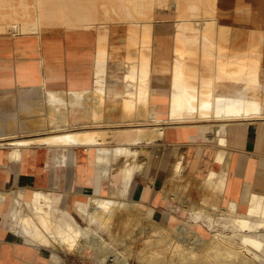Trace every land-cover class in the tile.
Returning <instances> with one entry per match:
<instances>
[{"label":"bare ground","instance_id":"6f19581e","mask_svg":"<svg viewBox=\"0 0 264 264\" xmlns=\"http://www.w3.org/2000/svg\"><path fill=\"white\" fill-rule=\"evenodd\" d=\"M16 1L0 0V55L7 47L4 42L10 40L32 37L39 40L58 31H91L96 35L93 89L88 93L48 90L45 98L51 109L58 105L71 106L73 99L82 102L91 93L93 105L96 104L92 117L98 124L103 121L100 117L106 99L114 96L117 100L112 104L121 115L118 119L130 118V122L141 117L138 119L141 122H155V125L135 126L123 132L116 129L108 138L105 134L70 131L33 138H10L12 140L5 143L0 141L1 146L12 147L9 151L12 161H19L20 149L24 146L86 145L95 147L97 165L116 168L106 173L110 184L108 190L99 188L90 197V205L77 206L73 213L59 209L54 205L53 197L41 191H36L30 201L13 193L16 205L11 210L8 227L26 242L51 255L54 264L65 263L69 255H77L79 262L89 260L92 264H105L108 257L114 258V264H129L128 256L133 254L138 264H264L263 196H249L244 210L236 203H229L222 209L217 200L208 202V206L196 203L195 207L189 203L192 206L186 207L188 215L179 218L176 226L165 220H149L137 202L127 199L137 162H142L138 168L143 171L150 161L151 155L144 145L157 140L162 142L166 126L232 118L264 122V26L256 33L259 36L258 43L253 46L256 55L243 56L242 52L238 57L239 54H231V45L227 44L231 40L229 34L218 29L223 19H231L235 12L244 14L246 11L244 7L232 6L237 0H227L230 5L227 15L217 10L218 4L225 6L218 0H18L14 3ZM252 4L249 7L253 11L252 19L264 23V0H252ZM170 13L174 27L171 88L168 89L166 119L158 121L154 108H148L153 93L150 88L152 46L156 26ZM197 22L200 24L194 25ZM211 24L216 27L212 30L204 28ZM115 39L123 42V54H115ZM118 85L122 86L120 93L114 91ZM110 88L112 93H109ZM227 126L225 123L210 125L212 141L220 139L226 143ZM108 140L113 145L108 146L111 143ZM183 153V150L176 152L168 170V182L176 180L177 191L183 186L184 190L187 188L183 180L188 182L184 175ZM223 178L224 172L210 171L197 190L215 193L222 189ZM177 191L175 198L180 196ZM210 194L208 200L203 197L206 202L212 197ZM6 196L0 193V200H5ZM142 221L150 224L143 226ZM131 227L137 229L134 235L129 231ZM142 235H147L143 248L150 253L153 251L149 255L131 247ZM168 244L175 247L169 251L171 255L163 256L160 247ZM177 245H183L184 250L179 251ZM175 248L182 255L175 257L178 255ZM165 249L164 253L167 252ZM196 255L198 260L194 259Z\"/></svg>","mask_w":264,"mask_h":264},{"label":"crops","instance_id":"0c3cea01","mask_svg":"<svg viewBox=\"0 0 264 264\" xmlns=\"http://www.w3.org/2000/svg\"><path fill=\"white\" fill-rule=\"evenodd\" d=\"M158 26L159 23L154 31L152 46L150 88L153 93L148 108H154L156 120L161 121L166 119V106L170 97L168 89L171 88L173 44L172 36L166 32L157 33ZM58 33H54L56 36L53 33L52 36L44 35L39 40L32 37L4 42L7 47L3 50L4 54L0 55L1 142L70 131L105 134L108 138L116 129L123 132L135 126L155 125V122H141L138 120L141 117L130 122V118L118 119L121 115L116 105L112 104L117 100L114 96L106 99L100 117L103 121L98 124L92 117L96 104L93 105L91 93L88 95L89 100L85 98L82 102H75L73 99L71 106L58 105L56 109H51L46 101L48 90L88 93L93 89L95 77L93 59L96 35L91 31ZM114 43L123 44L121 41ZM30 47L33 50L30 51ZM114 52L117 55L123 54L122 45H116ZM114 91L120 93L122 86L118 85ZM215 123L228 124L226 143L220 142V139L212 141L213 134L209 126ZM263 125L264 122L256 119L247 121L232 118L166 126L162 142L157 140L142 144L151 155L150 161L143 171L138 168L142 162H137V172L130 183L127 199L137 202L149 220H165L169 223L186 217V207L188 209L192 202L178 203L174 194L176 185L168 184L171 161L176 152L183 150L186 168L184 175L190 178L192 186L198 187V182L207 178L210 171L224 172L223 183L220 185L222 189L216 193L217 204L224 209L229 203H236L244 210L249 196L264 197ZM51 126L57 129L51 130ZM107 142H111L108 146L113 145L111 140ZM142 145L137 146L140 148ZM2 146L0 193L7 196L5 200H0V264H54L51 255L48 256L43 249L26 242L8 227L11 210L16 205L14 195L30 201L36 191H41L53 197L54 205L59 209L73 213L77 206L90 205V197L99 188L108 190L110 184L106 173L116 168L97 165L94 146H24L20 149L19 161L10 159L11 146ZM74 257L69 255L65 263L60 264L76 262L73 261Z\"/></svg>","mask_w":264,"mask_h":264},{"label":"rangeland","instance_id":"374dc122","mask_svg":"<svg viewBox=\"0 0 264 264\" xmlns=\"http://www.w3.org/2000/svg\"><path fill=\"white\" fill-rule=\"evenodd\" d=\"M18 1V0H17ZM17 1L16 2H14V3H17ZM29 1V0H28ZM214 1V0H213ZM219 1V3L220 4H224L225 6H220L219 4L217 5V10L219 11H224L225 13H224V15H227V11L226 10H228V8L230 7V5H229V3H227V0H218ZM221 1H223V2H221ZM231 1H234V0H231ZM246 1V2H245ZM26 2H27V0H26ZM239 2V3H238ZM248 3V4H247ZM26 4V3H25ZM237 4V5H236ZM235 5H233L232 4V6H236L237 8H238V6H239V8H242V7H244V9L246 8V11L244 12V14L243 13H240V12H235V13H237V14H233V15H231L232 17H231V19H223L222 20V22L220 23V24H218V29H220V32L221 31H223V32H226V33H228L229 34V39H231V40H229L228 41V45H231L230 46V48H231V54H234L235 56L237 55L238 56V54H239V56L238 57H240L242 54H243V56H245L246 54L248 55V56H254V54L256 55V51H255V47H253L256 43H258V41H259V36L258 35H256V33H258L259 31V28H263L262 26H264V23L262 22V21H256V20H254V19H252V17H253V15H252V13H253V11L249 8L250 7V5L251 6H253V4H252V0H237V3H236ZM242 4H243V6H242ZM216 8V7H215ZM3 11V10H2ZM4 11H6V10H4ZM1 12V11H0ZM251 13V14H250ZM163 14V13H162ZM250 14V15H249ZM244 15V16H243ZM249 17V18H248ZM158 18H160V15L158 16ZM172 20H173V14L172 13H170L169 15H166V19L165 20H162V21H164V22H159V30L157 31V33L159 34H165V32L168 34V35H170V36H172V33L174 32V27H173V24H172ZM198 20V19H197ZM244 21V22H243ZM256 21V24H257V27H256V24L254 23L253 24V22H255ZM259 23H261L260 24V26H259ZM200 23H198L197 22V24H194V25H199ZM263 24V25H262ZM120 27V26H119ZM216 27V25L214 26V25H208V26H204V28L206 29V30H212V29H214ZM241 27V28H240ZM254 29H256V31H253ZM231 30V31H230ZM239 30V31H238ZM67 32H71V31H67ZM230 32V33H229ZM231 33H232V36H231ZM264 37V36H263ZM117 39H115V41H116ZM117 41H120V39L119 40H117ZM231 41V42H230ZM115 45H121V44H117V43H115ZM237 49V50H236ZM251 49L253 50L252 52H250L249 53V51H251ZM246 50V51H245ZM245 51V52H244ZM255 51V52H254ZM243 52V53H242ZM236 53V54H235ZM242 53V54H241ZM174 181V180H173ZM184 181V185H186V187L187 188H185V190H184V187L185 186H183L182 188H179V198L177 199V200H179L178 201V203H181L182 201H189V202H192V203H190V204H193V206H195V207H197L196 205L197 204H203L204 203V205H206V206H208V205H210L208 202H210V201H212V200H215L214 202H216V192H218V190H216V192L215 193H212V194H210V193H208V192H206V191H202V189L201 190H197V189H199L198 187H196V186H192V182H191V180L190 179H188V182H187V180H183ZM191 182V183H190ZM217 183H219V182H217ZM168 184L170 185V186H174V185H177V181L175 180L174 182H168ZM201 184V181L199 182V184L198 185H200ZM178 186V185H177ZM177 186H176V188H175V191H177ZM220 188V187H219ZM177 191V192H178ZM167 192H169L168 190H167ZM202 192V193H201ZM204 193V194H203ZM207 193V194H206ZM209 194L210 195H212V197L210 196L209 197V201H207L206 202V200H208V196H209ZM213 196H214V198H213ZM183 197H186V198H183ZM206 199H204V198ZM201 198H203V199H201ZM211 198H213V199H211ZM191 200V201H190ZM202 200H204L203 202H202ZM194 201V202H193ZM200 202V203H199ZM202 202V203H201ZM197 203V204H196ZM196 204V205H195ZM199 205V206H200ZM204 205H202V206H204ZM218 205V204H217ZM190 206H192V205H189V207ZM198 206V207H199ZM180 219H183V218H180ZM159 222V221H158ZM142 224H143V226H148L150 223L149 222H147V221H142L141 222ZM167 224H169V225H171V226H176L177 224H178V220H173V221H171V222H169V223H167ZM134 229V230H133ZM137 229H135V227H131L130 229H129V231H130V233L132 234V235H134V231H136ZM131 231H133V233L131 232ZM153 235V234H152ZM145 235H142L141 237H140V239H139V237L135 240V242H133V244L131 245V247H132V249L133 250H139L142 254L144 253V255H149V254H151L150 252H147L146 250H147V248H143V243L146 241V236L144 237ZM154 236H156V235H154ZM126 238H129V237H127V236H125ZM144 238V239H143ZM140 240V241H139ZM144 240V241H143ZM143 241V242H142ZM174 242V241H173ZM169 245V244H168ZM168 245L166 246H162V247H166V249L165 248H162V247H160L161 249H163V252L162 251H160L161 249H159V251L163 254V256L165 255H167L168 256V254L169 255H171L172 253L170 252L169 253V251H171L172 249H173V246L175 247V245H169V250H168ZM145 246V245H144ZM178 247H180V249L178 248ZM181 247H184L183 245L182 246H180V245H177V248L179 249V251H181V250H184V248H181ZM118 248H122V246L120 247H118ZM136 248V249H135ZM177 248H175L176 250V252L178 253L179 251H178V249ZM144 250V251H142V250ZM164 249L168 252H165L164 253ZM150 249H148V251H149ZM76 250L74 249L73 250V253L75 252ZM186 252H188V251H186ZM149 253V254H148ZM173 253H174V251H173ZM176 253V254H177ZM185 253V251H183V254ZM189 253V252H188ZM213 253H215V252H213ZM179 254L180 255H182L181 254V252L180 253H178V255H175V257H178L179 256ZM79 255V254H78ZM161 255V254H160ZM159 255V256H160ZM174 255V254H173ZM186 255V254H185ZM77 256V255H76ZM162 256V255H161ZM187 257H188V254L186 255ZM194 256V255H193ZM198 255H196V258H194V259H197L198 260V258L199 257H197ZM114 259V258H113ZM128 259H129V264H138V260L134 257V254L131 256V255H129L128 256ZM200 260V259H199ZM73 261H76V262H79L80 261V258H79V256L76 258V257H74V259H73ZM187 261H188V259H187ZM83 263H87V264H92V262L91 261H89V260H84V262ZM114 263H115V261H114Z\"/></svg>","mask_w":264,"mask_h":264},{"label":"built area","instance_id":"2783aa9c","mask_svg":"<svg viewBox=\"0 0 264 264\" xmlns=\"http://www.w3.org/2000/svg\"><path fill=\"white\" fill-rule=\"evenodd\" d=\"M69 264H87V263H83V262H71ZM105 264H114V259L113 257H108Z\"/></svg>","mask_w":264,"mask_h":264}]
</instances>
